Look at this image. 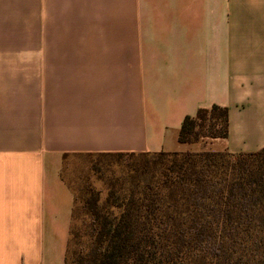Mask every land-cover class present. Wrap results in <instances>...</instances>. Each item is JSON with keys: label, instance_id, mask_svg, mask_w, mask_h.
Here are the masks:
<instances>
[{"label": "crops", "instance_id": "obj_1", "mask_svg": "<svg viewBox=\"0 0 264 264\" xmlns=\"http://www.w3.org/2000/svg\"><path fill=\"white\" fill-rule=\"evenodd\" d=\"M262 148L264 0H0V264H65L64 154Z\"/></svg>", "mask_w": 264, "mask_h": 264}, {"label": "trees", "instance_id": "obj_2", "mask_svg": "<svg viewBox=\"0 0 264 264\" xmlns=\"http://www.w3.org/2000/svg\"><path fill=\"white\" fill-rule=\"evenodd\" d=\"M228 130L227 107L212 105L177 140ZM74 154L92 157L95 181L60 171L73 193L65 264H264V148Z\"/></svg>", "mask_w": 264, "mask_h": 264}, {"label": "rangeland", "instance_id": "obj_3", "mask_svg": "<svg viewBox=\"0 0 264 264\" xmlns=\"http://www.w3.org/2000/svg\"><path fill=\"white\" fill-rule=\"evenodd\" d=\"M208 140V139H207ZM211 140V139H210ZM203 142V140H201ZM220 139H216V142H214V145H212V148H217L218 144L215 143H221ZM207 143V142H206ZM204 142V144H206ZM199 143L193 144L192 148H198ZM203 145L200 143V146ZM218 148H221L218 147ZM92 157L87 155H75V154H69L64 160L63 164L61 166V175L63 177V180L69 184V185H80L84 182V179L88 177L90 180H94V172L91 171V163L90 160ZM115 168V167H114ZM118 170V168H117ZM96 187H99V183H95Z\"/></svg>", "mask_w": 264, "mask_h": 264}]
</instances>
